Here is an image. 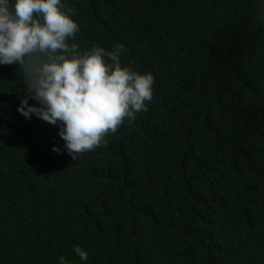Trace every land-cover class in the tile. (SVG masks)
I'll return each instance as SVG.
<instances>
[{
    "label": "trees",
    "instance_id": "16d2710c",
    "mask_svg": "<svg viewBox=\"0 0 264 264\" xmlns=\"http://www.w3.org/2000/svg\"><path fill=\"white\" fill-rule=\"evenodd\" d=\"M62 2L154 96L73 161L0 67V264H264V0Z\"/></svg>",
    "mask_w": 264,
    "mask_h": 264
},
{
    "label": "clouds",
    "instance_id": "9594fccd",
    "mask_svg": "<svg viewBox=\"0 0 264 264\" xmlns=\"http://www.w3.org/2000/svg\"><path fill=\"white\" fill-rule=\"evenodd\" d=\"M76 16L62 0H0V67L18 65L26 82L17 111L58 125L64 143L52 151L73 161L146 112L155 84L152 72L122 62L123 44L81 48ZM73 252L87 264L84 248ZM58 264L72 262L62 255Z\"/></svg>",
    "mask_w": 264,
    "mask_h": 264
}]
</instances>
